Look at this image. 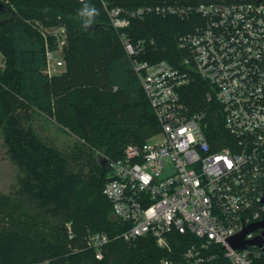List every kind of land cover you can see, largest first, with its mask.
I'll use <instances>...</instances> for the list:
<instances>
[{
  "label": "trees",
  "instance_id": "16d2710c",
  "mask_svg": "<svg viewBox=\"0 0 264 264\" xmlns=\"http://www.w3.org/2000/svg\"><path fill=\"white\" fill-rule=\"evenodd\" d=\"M230 1L239 0H0V136L17 168L12 190L0 192V264H160L166 253L151 235L118 236L125 225L113 218L103 194L104 158H119L127 144L141 145L160 130L105 6ZM84 3L100 12L88 28L77 14ZM193 22L148 14L131 18L125 31L133 41H146L141 59L181 66L186 54L177 38L192 31ZM50 25L64 26L67 34L60 51L64 69L51 76L46 45L54 47L43 39L53 38ZM207 89L194 76L184 99L206 111L207 137L218 149L231 139L219 105L205 98ZM33 113L74 136L71 149L44 140ZM89 232L110 237L100 259L85 244ZM254 264H264V252Z\"/></svg>",
  "mask_w": 264,
  "mask_h": 264
},
{
  "label": "built area",
  "instance_id": "2783aa9c",
  "mask_svg": "<svg viewBox=\"0 0 264 264\" xmlns=\"http://www.w3.org/2000/svg\"><path fill=\"white\" fill-rule=\"evenodd\" d=\"M105 8L160 126L155 138L127 144L119 158H104L103 194L125 225L118 236L129 241L151 235L166 253L160 264H254L264 252V234L261 246L241 250L230 239L264 218V2ZM148 14L193 18V30L177 38L186 54L181 66L139 57L148 45L133 41L125 28L131 18ZM51 33L61 51L65 27ZM63 69V58L46 45L45 72ZM194 76L208 84L206 100L219 105L231 139L224 147L211 145L206 111L184 99ZM109 240L104 232H89L85 244L100 259Z\"/></svg>",
  "mask_w": 264,
  "mask_h": 264
},
{
  "label": "rangeland",
  "instance_id": "374dc122",
  "mask_svg": "<svg viewBox=\"0 0 264 264\" xmlns=\"http://www.w3.org/2000/svg\"><path fill=\"white\" fill-rule=\"evenodd\" d=\"M7 3L8 0H5ZM50 31H57L61 28V25L48 26ZM42 30L43 28L40 27ZM44 31V30H43ZM46 44H52L54 48H50L51 53L55 57H62L59 51V41L56 36L53 35L52 39L43 38ZM2 62V56L0 54V64ZM33 124L38 134L47 142L54 144L58 148L69 151L76 142L75 137L65 132L53 119L43 116L42 114L33 113ZM157 133L150 135L146 141L155 138ZM103 157L102 155L99 158ZM17 168L10 160L5 148L2 145V137L0 136V192L7 193L12 190V186L15 184ZM114 218V216H113Z\"/></svg>",
  "mask_w": 264,
  "mask_h": 264
},
{
  "label": "water",
  "instance_id": "95a60500",
  "mask_svg": "<svg viewBox=\"0 0 264 264\" xmlns=\"http://www.w3.org/2000/svg\"><path fill=\"white\" fill-rule=\"evenodd\" d=\"M257 1L258 2H264V0H257ZM0 5H1V3H0ZM102 163L104 164V161H102ZM263 201H264V198H263ZM257 228H262L261 234L255 236L252 239H245L244 238V236L247 232L253 231ZM263 234H264V218L259 222H256V223H253V224L246 226L241 232H239L238 234L233 236L230 239V242H231V245L237 250H241L248 245L261 246ZM263 250H264V247H263Z\"/></svg>",
  "mask_w": 264,
  "mask_h": 264
},
{
  "label": "clouds",
  "instance_id": "9594fccd",
  "mask_svg": "<svg viewBox=\"0 0 264 264\" xmlns=\"http://www.w3.org/2000/svg\"><path fill=\"white\" fill-rule=\"evenodd\" d=\"M78 16L81 18L85 28L91 27L95 23V19L100 12L95 5L84 3L83 6L77 10Z\"/></svg>",
  "mask_w": 264,
  "mask_h": 264
},
{
  "label": "crops",
  "instance_id": "0c3cea01",
  "mask_svg": "<svg viewBox=\"0 0 264 264\" xmlns=\"http://www.w3.org/2000/svg\"><path fill=\"white\" fill-rule=\"evenodd\" d=\"M1 64H2V62H1ZM1 64H0V65H1Z\"/></svg>",
  "mask_w": 264,
  "mask_h": 264
}]
</instances>
